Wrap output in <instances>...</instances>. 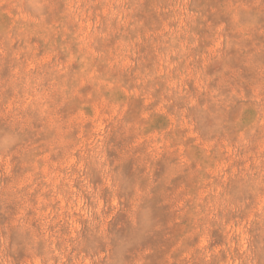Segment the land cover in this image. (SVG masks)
Masks as SVG:
<instances>
[{
    "label": "rangeland",
    "instance_id": "374dc122",
    "mask_svg": "<svg viewBox=\"0 0 264 264\" xmlns=\"http://www.w3.org/2000/svg\"><path fill=\"white\" fill-rule=\"evenodd\" d=\"M0 264H264V0H0Z\"/></svg>",
    "mask_w": 264,
    "mask_h": 264
}]
</instances>
